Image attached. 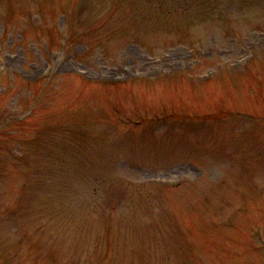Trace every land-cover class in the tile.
Wrapping results in <instances>:
<instances>
[{
  "label": "rangeland",
  "instance_id": "1",
  "mask_svg": "<svg viewBox=\"0 0 264 264\" xmlns=\"http://www.w3.org/2000/svg\"><path fill=\"white\" fill-rule=\"evenodd\" d=\"M152 1L0 0V264H264V0Z\"/></svg>",
  "mask_w": 264,
  "mask_h": 264
}]
</instances>
